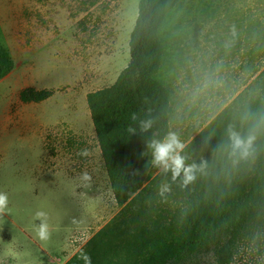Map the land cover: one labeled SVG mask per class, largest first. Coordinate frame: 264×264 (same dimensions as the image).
<instances>
[{"label": "crops", "instance_id": "1", "mask_svg": "<svg viewBox=\"0 0 264 264\" xmlns=\"http://www.w3.org/2000/svg\"><path fill=\"white\" fill-rule=\"evenodd\" d=\"M259 5V0H181L166 15L159 29L163 54L157 80L170 93L169 133L184 148L264 71V5L263 10ZM34 10L0 33V45L14 61L0 81V192L8 196L6 213L0 214V264H67L121 210L84 105L88 94L114 83L86 91L87 74L73 95L83 125L62 119L68 101L51 106L49 64L53 57L68 81L67 36L55 34L61 27L42 19L43 9ZM34 15L47 26H35ZM82 149L89 155H80ZM84 171L90 182L81 181ZM162 171L152 163L148 182ZM39 211L47 216L46 241L36 233Z\"/></svg>", "mask_w": 264, "mask_h": 264}, {"label": "trees", "instance_id": "2", "mask_svg": "<svg viewBox=\"0 0 264 264\" xmlns=\"http://www.w3.org/2000/svg\"><path fill=\"white\" fill-rule=\"evenodd\" d=\"M179 1H140L130 63L87 96L121 210L67 264H85L83 254L92 264H232L241 248L264 241V71L181 152L186 166H198L192 181L169 170L148 182V145L170 129V93L157 80L159 29ZM13 69L0 45V81ZM145 120L151 127L142 131ZM230 126L245 141L254 137L246 154L233 148Z\"/></svg>", "mask_w": 264, "mask_h": 264}, {"label": "rangeland", "instance_id": "3", "mask_svg": "<svg viewBox=\"0 0 264 264\" xmlns=\"http://www.w3.org/2000/svg\"><path fill=\"white\" fill-rule=\"evenodd\" d=\"M141 0H0V33L7 30V26L19 24L23 15L35 10L43 9L42 19L48 23L57 25V35L67 36L68 43V81L64 70H60L57 62L50 61V79L52 78L51 106L57 102L68 101V109L62 111V119L75 124L83 125V112L77 101L75 104L73 95L83 82L82 80L91 74L86 83V91H95L108 87L115 83L120 73L130 63L129 42L132 32V23L137 20L139 3ZM259 8L264 5V0H259ZM263 10V8L261 9ZM40 12V11H39ZM137 15V17H136ZM35 26L43 25L45 21L34 15ZM136 23V22H135ZM135 27V26H134ZM134 30V28H133ZM40 32L39 35H43ZM51 33L48 36L56 38ZM115 52L111 51V45ZM52 50L54 47H51ZM101 70L102 74L95 75V70ZM56 80V81H55ZM71 81H74L71 83ZM60 90H55L60 85ZM74 87V89H73ZM72 101V106L69 104ZM85 106L87 101L84 102ZM78 110V111H76ZM54 115V113H53ZM57 113V117H59ZM91 119V117H90ZM95 137V135H94ZM28 209V208H27ZM29 215V210L25 216ZM232 264H264V241L258 244H249L241 248Z\"/></svg>", "mask_w": 264, "mask_h": 264}, {"label": "clouds", "instance_id": "4", "mask_svg": "<svg viewBox=\"0 0 264 264\" xmlns=\"http://www.w3.org/2000/svg\"><path fill=\"white\" fill-rule=\"evenodd\" d=\"M132 119H137L135 114L132 115ZM150 127V120L141 121L142 131H147ZM129 131H134V129L129 128ZM228 134L232 141L233 148L241 150L246 154L247 149L251 146L254 137L249 136L247 141H245L231 128V126L228 129ZM148 146L153 150V164L155 166L162 167L164 172L171 170L173 179L181 176V173H183L185 183H188L195 178L194 173L198 166L195 163L187 166L185 165V157L181 155L184 145L181 143L175 133H169L163 141L152 140ZM80 155L86 157L89 155V152L87 149H82ZM80 179L81 181L87 183L91 181L92 177L87 171H84L81 173ZM163 190L165 189H162V191ZM7 207L8 196L6 193L0 192V214H5ZM36 217L40 221L36 229L37 236L41 241H46L50 236L46 213L39 211L36 213ZM82 259L84 260L85 264H92L89 255L83 254Z\"/></svg>", "mask_w": 264, "mask_h": 264}, {"label": "bare ground", "instance_id": "5", "mask_svg": "<svg viewBox=\"0 0 264 264\" xmlns=\"http://www.w3.org/2000/svg\"><path fill=\"white\" fill-rule=\"evenodd\" d=\"M116 44H117V41L114 42V43L111 45V51H112V52H115L114 49H113V46L115 47ZM69 100H70V99H69ZM77 101H78L77 99H74L75 104L78 105ZM69 102H70L69 104L72 106V104H73L72 101L70 100ZM76 111H78V110H76ZM65 116H66V114H65Z\"/></svg>", "mask_w": 264, "mask_h": 264}]
</instances>
